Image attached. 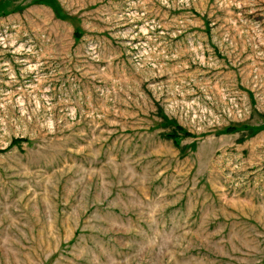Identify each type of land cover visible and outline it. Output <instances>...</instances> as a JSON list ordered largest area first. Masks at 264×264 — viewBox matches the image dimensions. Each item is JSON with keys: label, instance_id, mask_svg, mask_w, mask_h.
<instances>
[{"label": "rangeland", "instance_id": "374dc122", "mask_svg": "<svg viewBox=\"0 0 264 264\" xmlns=\"http://www.w3.org/2000/svg\"><path fill=\"white\" fill-rule=\"evenodd\" d=\"M0 264H264V0H0Z\"/></svg>", "mask_w": 264, "mask_h": 264}, {"label": "trees", "instance_id": "16d2710c", "mask_svg": "<svg viewBox=\"0 0 264 264\" xmlns=\"http://www.w3.org/2000/svg\"><path fill=\"white\" fill-rule=\"evenodd\" d=\"M178 131H183L182 129H180L179 127L177 128ZM184 133V132H183ZM185 134V133H184ZM171 137H176V134H172Z\"/></svg>", "mask_w": 264, "mask_h": 264}]
</instances>
